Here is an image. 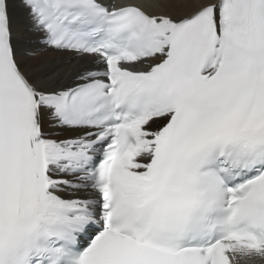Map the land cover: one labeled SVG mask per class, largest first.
Masks as SVG:
<instances>
[{"label":"snow or ice","instance_id":"6c2138e0","mask_svg":"<svg viewBox=\"0 0 264 264\" xmlns=\"http://www.w3.org/2000/svg\"><path fill=\"white\" fill-rule=\"evenodd\" d=\"M0 264H264V0H0Z\"/></svg>","mask_w":264,"mask_h":264}]
</instances>
